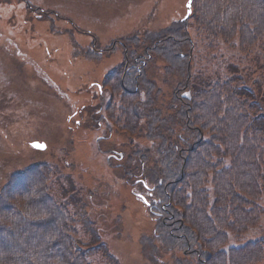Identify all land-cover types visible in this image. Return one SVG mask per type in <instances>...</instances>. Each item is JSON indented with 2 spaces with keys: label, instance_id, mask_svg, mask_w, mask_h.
<instances>
[{
  "label": "trees",
  "instance_id": "trees-1",
  "mask_svg": "<svg viewBox=\"0 0 264 264\" xmlns=\"http://www.w3.org/2000/svg\"><path fill=\"white\" fill-rule=\"evenodd\" d=\"M193 37L206 50L223 44L250 54L264 43V0H192L189 16L160 32L101 50L93 38V55L120 47L123 59L101 83L92 123L156 143L155 157L135 148L122 152L118 167L132 189L141 177L150 180L154 227L139 241L150 263L264 264V238L233 243L262 218L263 107L235 73L192 82ZM157 62L177 78L169 97L150 75ZM54 175L35 163L12 172L0 189V264H93L90 248L99 239L79 238L76 214L53 194Z\"/></svg>",
  "mask_w": 264,
  "mask_h": 264
},
{
  "label": "rangeland",
  "instance_id": "rangeland-1",
  "mask_svg": "<svg viewBox=\"0 0 264 264\" xmlns=\"http://www.w3.org/2000/svg\"><path fill=\"white\" fill-rule=\"evenodd\" d=\"M3 1L0 189L12 172L46 163L55 174L53 194L77 216L79 238L91 245L99 239L101 245L90 248L93 264H152L139 242L154 227L146 208L150 180L141 177L142 186L132 189L118 167L126 161L123 153L135 148H148L155 157L156 143L143 136L106 134L104 125L92 123L101 83L123 54L117 47L97 56L90 47L93 38L101 50L113 40L160 32L186 16L189 0ZM193 39L192 82L206 84L235 73L264 111V43L243 54L223 44L206 50ZM155 65L150 75L169 97L177 78L165 76L159 62ZM34 142L45 149L33 148ZM240 238L233 243L264 238V208L260 224Z\"/></svg>",
  "mask_w": 264,
  "mask_h": 264
},
{
  "label": "water",
  "instance_id": "water-1",
  "mask_svg": "<svg viewBox=\"0 0 264 264\" xmlns=\"http://www.w3.org/2000/svg\"><path fill=\"white\" fill-rule=\"evenodd\" d=\"M191 2H192V0H189L187 2V4H186V16L184 17V19H186L189 16V14H190ZM32 147L35 148V149L44 150L45 149V144L34 142V143H32Z\"/></svg>",
  "mask_w": 264,
  "mask_h": 264
}]
</instances>
